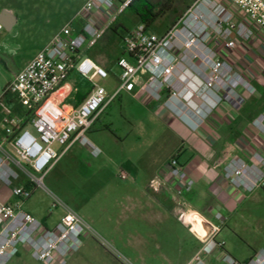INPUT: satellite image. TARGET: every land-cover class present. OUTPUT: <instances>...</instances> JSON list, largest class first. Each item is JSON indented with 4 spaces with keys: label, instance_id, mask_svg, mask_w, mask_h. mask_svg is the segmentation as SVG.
Returning <instances> with one entry per match:
<instances>
[{
    "label": "built area",
    "instance_id": "obj_1",
    "mask_svg": "<svg viewBox=\"0 0 264 264\" xmlns=\"http://www.w3.org/2000/svg\"><path fill=\"white\" fill-rule=\"evenodd\" d=\"M134 0H85L70 19L26 66L14 75L5 92L16 96L31 115L27 123L34 133L15 117L5 116L0 123V182L12 188L13 201L0 202V264L18 255L20 248L40 264H67L78 252L84 237L92 233L89 223L73 210L53 226L22 209L21 204L43 186L47 171L73 144L86 146L93 156L101 150L88 133L99 116L121 93L159 102L173 115L201 124L222 103L239 108L244 97L257 91L249 77L239 72L226 57L240 43L252 40L257 31L264 33V0H193L177 20L159 35L150 25L140 21L123 37L124 54L117 60L120 69L117 86L109 92L96 79H105L109 72L88 57L76 61L75 54L92 45L115 16L131 7ZM104 20L102 24L100 20ZM1 26V25H0ZM74 67L92 82V89L77 107L70 110L60 104L61 84ZM264 137V106L252 122ZM59 143L61 151L53 144ZM249 162L231 157L223 167L228 184L246 193L264 190V148L255 150ZM166 171L175 180L176 196L190 191L193 179L174 154ZM126 179V174H120ZM24 183L13 185L14 181ZM163 179L151 178L149 187L159 191ZM63 205L54 198V207ZM185 211L179 218L186 221ZM221 218L220 214H216ZM205 234L193 231L201 246L186 264H206L205 255L224 251L225 241L218 238L221 226L201 221ZM226 264H264V248L247 260L238 261L224 252Z\"/></svg>",
    "mask_w": 264,
    "mask_h": 264
},
{
    "label": "rangeland",
    "instance_id": "obj_2",
    "mask_svg": "<svg viewBox=\"0 0 264 264\" xmlns=\"http://www.w3.org/2000/svg\"><path fill=\"white\" fill-rule=\"evenodd\" d=\"M84 1L0 0V14L7 11L16 19L10 30L0 26V58L8 64L0 61V87L3 90L14 78L13 70L31 60L47 38L75 16ZM150 1L156 5V12L159 7L157 3L166 0ZM192 1L173 0L172 8L151 23V30L159 35L164 34ZM136 6H139L138 2L118 13L111 22L112 27L99 37V42L93 44V56L109 72L107 78H97L96 83L108 91L118 84L120 69L117 58L124 55L123 35L140 22L135 12ZM260 35L257 38L264 46V33L261 38ZM226 55L238 67L264 60L262 55L250 57L249 53L242 54L239 46ZM164 99L163 95L157 103H162ZM23 108L10 92H5L0 99V113L8 117L22 119ZM99 118L88 137L101 150L100 154L93 156L86 146L73 144L47 171L43 186L35 187L31 197L25 199L21 207L49 227L55 225L67 209L75 211L89 223L92 233L84 237L78 252L67 264H143L136 258L137 250L133 252L128 246V232H136V229L130 230L119 219L125 192L134 188L137 182L140 185L144 182L150 167L157 164L167 150L165 147L158 148V144L163 142L164 146L165 141L157 140L159 129L150 130V126L159 128V123L143 113L139 102L125 95L114 99ZM26 125L35 132L29 124ZM154 141L156 143L152 144ZM53 147L58 153L62 149L59 143H54ZM121 172L126 174V179L121 178ZM24 181H14L13 185ZM247 194L249 197L242 204L236 219L239 237L237 239L232 235L228 244L231 246L236 242L238 249L250 254L264 246V190ZM55 197L63 205L54 207ZM177 230L178 235L174 230L169 232L163 229V236L168 237L162 245V252L156 251V259L150 257L147 264H176L177 259L196 244L194 239H188L189 235L184 230ZM181 241L188 243L181 245ZM244 241L249 243V249ZM149 248L153 255L154 247ZM17 256L6 264H40L26 252Z\"/></svg>",
    "mask_w": 264,
    "mask_h": 264
},
{
    "label": "crops",
    "instance_id": "obj_3",
    "mask_svg": "<svg viewBox=\"0 0 264 264\" xmlns=\"http://www.w3.org/2000/svg\"><path fill=\"white\" fill-rule=\"evenodd\" d=\"M100 21L102 24L104 23V20ZM110 27H112L111 24L103 30L100 37ZM56 32L47 38L39 50L46 46ZM256 34H261V38L262 33L257 31ZM257 35L254 37L256 39L253 38L254 40L239 44L242 54L248 55L249 53L250 57L258 55L264 57V46ZM99 41L100 38L96 40V42ZM123 56L127 55L124 54L118 58ZM82 57H88L103 67L99 59L93 56V44L85 46L75 54L76 61ZM0 61L5 62V59L0 58ZM29 61L19 69H14L13 75L22 70ZM5 64L8 65L7 62ZM233 64L239 72L249 77L256 87L257 93L248 95L241 92L244 102L239 108L235 109L230 103L224 102L198 126H193L190 122L173 115L162 103L158 104L148 99L144 93L134 96L132 93L123 92L119 95V97L125 95L139 102L143 113L147 114L149 119L159 123V128L150 126V130L159 129L157 140L164 139L165 142L164 146L163 142L159 143L158 148L165 147L167 149L162 154L160 161L157 164L153 163L155 165L150 167L144 182L141 185L137 182L134 188L127 190L124 194L122 216L119 220L127 228L136 229V232H128V246L133 252L137 250L136 258L138 261L144 262L143 264H147L148 259L154 257L156 251L162 252V245L165 244L168 237L167 235L163 236V229L169 230V232L174 230L176 235L179 234L177 229L184 230L189 235V240L196 241V244L189 247L181 258H176L178 260L176 264H186L202 244L200 238L193 231L198 232L197 228L202 226L201 221L203 220L220 225L221 231L218 238L225 241L224 251L215 250L204 256L206 264H226L222 260L224 252L238 261L247 260L258 252L253 250L249 254L244 249H238L239 245H236V242H233L234 245L231 243V246L228 244L231 242L232 235L236 238L239 237L236 219L242 204L249 195L242 189L228 184L222 171L225 163L231 157L239 156L250 162L252 152L264 148V137L252 124L264 105V60L240 67ZM91 89L92 82L84 78L74 67H71L59 90L62 95L60 104L68 110L75 108L84 101ZM5 116L4 113H0V123ZM30 117L29 110L24 107L23 116L20 119L21 125L27 126ZM155 141L152 144H155ZM174 154L178 155L180 164L185 167L194 181L192 189L184 192L180 197L176 196L175 180L166 171V164ZM154 177L163 179L164 183L159 191H153L149 187V181ZM13 200L12 188L0 182V202L5 203ZM183 211L187 213L186 221L193 224L192 229L179 218V214ZM217 213L221 215V218L216 217ZM206 232L207 229L204 227L198 233L202 235ZM186 243L188 242H180L181 245H187ZM244 243L249 249V243L245 241ZM150 246L154 247L153 255H151ZM22 252L29 254L28 250L22 247L17 257Z\"/></svg>",
    "mask_w": 264,
    "mask_h": 264
},
{
    "label": "trees",
    "instance_id": "obj_4",
    "mask_svg": "<svg viewBox=\"0 0 264 264\" xmlns=\"http://www.w3.org/2000/svg\"><path fill=\"white\" fill-rule=\"evenodd\" d=\"M138 2L139 6L135 7V12L139 17L140 21L146 23L147 25H151V23L162 13L166 12L167 10L171 9L173 6V0H166L165 2L157 3L159 5L156 12L154 9L156 7L150 0H134L133 4Z\"/></svg>",
    "mask_w": 264,
    "mask_h": 264
},
{
    "label": "water",
    "instance_id": "obj_5",
    "mask_svg": "<svg viewBox=\"0 0 264 264\" xmlns=\"http://www.w3.org/2000/svg\"><path fill=\"white\" fill-rule=\"evenodd\" d=\"M14 20L15 17L7 11H4L2 14H0V25H2L7 30L11 29L14 24Z\"/></svg>",
    "mask_w": 264,
    "mask_h": 264
},
{
    "label": "bare ground",
    "instance_id": "obj_6",
    "mask_svg": "<svg viewBox=\"0 0 264 264\" xmlns=\"http://www.w3.org/2000/svg\"><path fill=\"white\" fill-rule=\"evenodd\" d=\"M203 228H204L203 225H202V226L200 225V226L197 228L198 232H201V230H203Z\"/></svg>",
    "mask_w": 264,
    "mask_h": 264
}]
</instances>
